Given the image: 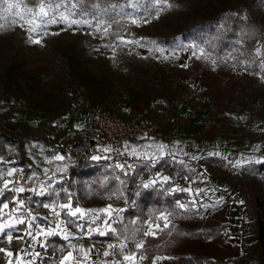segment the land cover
<instances>
[{"label": "rangeland", "instance_id": "obj_1", "mask_svg": "<svg viewBox=\"0 0 264 264\" xmlns=\"http://www.w3.org/2000/svg\"><path fill=\"white\" fill-rule=\"evenodd\" d=\"M11 2L20 3V8L14 11L22 14L27 13V8L39 10L40 0ZM50 3L51 10L46 0L45 10L56 22L30 32L26 30L27 23L5 13L6 5L0 2V129L23 142L21 146H9L0 140L3 193L0 214L10 218L19 210L17 205L23 209L18 213L20 228L8 230L9 241L16 239L14 236L19 234L16 230L24 229L27 221H37L54 232L47 236L58 235L69 247L81 242L97 246L101 243L94 238L104 236L118 221L123 227L122 241L101 244L93 264H184L170 256L171 251L200 255L197 264H264L256 238L259 211L255 206V198L264 201V171L255 172L251 168L264 163V122L254 117L264 116V35L254 41L239 37L230 48L220 52L208 47L209 38L202 43L183 39L187 30L219 16L223 18L215 21V25L223 35L237 17L251 16L260 25L264 0H254L253 4L249 0H50ZM254 59L259 65L258 72L254 71ZM81 87L114 115L130 117L140 113L162 122L172 110L188 106L194 115L200 116L197 125L203 134L210 136L209 143L215 144L219 133L229 138L225 140L226 147L237 142V137L249 134L259 135L263 141L255 143L253 163L237 166L203 161L199 165L198 161L203 160L200 156L196 158L195 171H182L184 175L177 174L176 182L165 180L163 173L155 177V167L141 164L134 173H129L126 167L118 172L108 169L111 164L106 160L97 163L102 172L98 177L81 182L71 178L72 170L57 166L62 181L56 183L47 176L50 162L68 148L74 149L78 142L94 136L91 118L76 109ZM157 166L160 172L170 169L166 163ZM196 171L202 180L206 176L209 182H198ZM18 172L26 179L44 178L37 181L35 191L42 194L33 195L41 200L36 206L29 203V208L25 202L32 200L33 191L21 194L14 191ZM109 174L117 177L116 190L106 189ZM155 185L169 194H183L184 199L177 201L178 215L164 212L144 222L124 219L123 213L133 206L139 189ZM228 186L237 195L238 212L248 225L247 235L230 237L220 232L213 240L209 229L221 223L229 209L225 192ZM3 197L8 199L3 201ZM17 198L20 203H12ZM4 204L8 207L4 208ZM44 204L54 206L60 215H54L52 207L45 208ZM59 205H71L73 210L81 208L86 215L70 217ZM102 209L108 211H99ZM44 210L48 211L46 215ZM162 216L172 226L169 232ZM20 220L24 223H19ZM68 220L73 222L67 223ZM89 227L93 229L90 233ZM149 230L156 235L145 236L144 232ZM100 231L105 234L100 235ZM141 241L143 247L137 248ZM155 251L165 254L162 261L147 257ZM105 252L109 255L105 256ZM125 256H134L135 260H124ZM38 258L43 260L42 254ZM58 260L54 257L46 264H58Z\"/></svg>", "mask_w": 264, "mask_h": 264}, {"label": "crops", "instance_id": "obj_2", "mask_svg": "<svg viewBox=\"0 0 264 264\" xmlns=\"http://www.w3.org/2000/svg\"><path fill=\"white\" fill-rule=\"evenodd\" d=\"M186 108L189 109L188 106H185L179 108L178 110H172L164 121H157L161 126L163 135L165 137H171L175 139V145L173 147H167L165 144H158L154 146L153 144L145 143L143 141H136L130 144L131 151H139L143 156V161L139 165L144 164L155 167V177H158L163 173L162 175L164 177H167L171 182H176L178 180L177 174L184 175L182 174V171H185L186 173H189V170L191 169L192 171H195L194 169H196V158L198 159L200 158V156L203 157V160L198 161L199 165L200 163H203V161L207 164L219 165L222 163H230L231 165L237 166H243L247 163H253L252 158L253 152H255V143L257 142L256 144H258L260 139H262L259 135H257L258 137H253L254 135L256 136V134H249L245 137H237V142L234 141L232 142V145L226 147L225 140L229 138L226 135L219 133L220 135L216 137L217 141L214 142L215 144L209 143L208 138L210 136L208 134H203V132L199 130V125H197L201 120L200 116L194 115L191 108V112L188 113L186 111ZM171 117H174L175 119V122L173 124H169L168 122L169 118ZM240 117L245 116L240 115ZM254 117L264 122L263 115H254ZM219 129L223 131V128L220 126ZM230 138L236 139L235 137ZM261 141H263V139ZM202 153L207 154L201 155ZM155 159L157 162H154ZM159 163H166V166L170 167L169 171L160 172L159 166H157V164ZM178 169H180L181 172H179ZM196 175H198V182H209L206 176H203L204 179L202 180L199 177L200 174H197V171L195 172L194 176ZM184 178L186 179V177ZM156 187L159 188V186ZM225 192L228 194L227 202L229 203V209L227 214L222 218L221 223H218L221 225L220 232H224L230 237H245L247 235L246 229L248 225L245 223L242 215H240L238 212V201L237 195H235V190H231V186H228V190H226ZM21 193H24V191L20 192V194ZM33 193L34 194H32V200L25 201L28 204L29 208H31L30 204L36 206L38 202H41L40 199L33 198V195L40 196L41 194L36 191ZM3 198H5L2 199L3 201L8 199H6V197ZM13 202L20 203V198H17L16 200L12 199V203ZM17 206L19 210H16V212L13 213L10 218H6L4 216H1L0 214V237L5 235L9 243L14 241L22 242V246L20 247H11L8 249H4L6 255V264H46L47 262L45 260V251L47 249V241L55 235L52 237L47 236L49 230L45 229V226L41 225L40 222L36 221L31 223L30 221H27L25 224H23L22 228L24 229L16 230V232L19 233L14 236L16 239L9 241L7 237L9 229L18 227V213L23 212V209H20L21 206ZM47 212V210H44L43 215H46ZM24 225H26V227H24ZM109 231H114V224L113 229ZM45 235L46 238L44 239ZM89 242L93 241L91 240ZM120 242L99 243L119 244ZM100 245L95 246L93 243L83 242L72 245L70 247L67 245L68 247L65 253L61 257H59L58 264H93L95 263L94 259H96V257L98 256V247L101 248ZM81 249H84V251H81ZM129 251V253H131L132 249L130 248ZM70 252L72 253V258L68 261H65V257H67ZM9 253H12V255H9ZM40 254H42L43 260H39L38 257L40 256ZM150 254L151 253L147 255L148 258H154V261H162V255L157 253H152L151 255Z\"/></svg>", "mask_w": 264, "mask_h": 264}, {"label": "trees", "instance_id": "obj_3", "mask_svg": "<svg viewBox=\"0 0 264 264\" xmlns=\"http://www.w3.org/2000/svg\"><path fill=\"white\" fill-rule=\"evenodd\" d=\"M254 0H249V4H253ZM222 16L214 17L209 21L195 27L191 30H187L183 34V39H191L197 42H204L207 40L208 47L216 49L218 52L228 49L233 44L234 39L239 37L247 39L249 41H254L263 38L264 35V13H260V25L251 16L237 17L233 19V24L229 28L225 35L223 32L216 29L215 21H218ZM254 71H259V65L256 59L253 61ZM0 140L9 146H21L23 144L22 140L9 136L0 129ZM94 143L93 139H87L78 142L75 148L79 150H84ZM211 161V160H210ZM99 160L93 159L92 161L84 160L82 164L71 171V178H77L79 181L85 179L96 178L101 172V168L97 164ZM251 168L255 172L264 171V163L252 165ZM113 173V172H112ZM107 190L113 191L117 189L118 180L114 174H109ZM107 177V176H106ZM96 188L101 191V189L96 185ZM8 197H6L7 199ZM5 199V198H3ZM184 199L183 194L174 192L169 194L164 190L152 186L149 188H140L133 206L129 207L124 213L123 217L126 220L138 219L142 222L148 220L152 217H156L161 213H168L171 216H177L179 210L177 208V201ZM255 206L259 211V215L256 219V236L258 240L259 247L262 254L264 255V201L259 198H255ZM166 232L172 229V226L168 225ZM221 225L209 229V234L211 239L216 240L219 236ZM123 227L121 222H116L114 224V231L107 232L104 236H96L94 239L101 243H118L123 237ZM22 246L21 241H14L9 243L3 235L0 237V264H6V255L4 249L11 247ZM66 240L59 236H54L47 241V249L45 251L46 262L54 257H61L67 249ZM160 255H165L161 251L151 252ZM150 254V255H151ZM170 256H174L178 261L184 264H197L201 260L200 255H186L178 254L177 252L171 251Z\"/></svg>", "mask_w": 264, "mask_h": 264}, {"label": "built area", "instance_id": "obj_4", "mask_svg": "<svg viewBox=\"0 0 264 264\" xmlns=\"http://www.w3.org/2000/svg\"><path fill=\"white\" fill-rule=\"evenodd\" d=\"M76 109L86 113L91 118L94 125V143L84 150L68 148L60 156L63 159H55L50 162L47 176H50L56 183L62 181L61 174L56 171L57 166L73 170L78 168L84 160L97 159L99 162L109 160L111 166L107 165L108 169H116L120 172L126 167L129 173H133L143 161V156L139 151L130 150L131 143L143 141L154 146L165 144L167 147H173L175 145V139L165 137L160 124L153 118L143 116L140 113H135L130 117L114 115L98 101L91 98L83 87L79 89ZM186 111L189 113L191 109L186 108ZM168 122L173 124L175 122L174 117L169 118ZM43 179L39 177L26 179L21 172H18L15 178V186L24 188L25 191L35 192L37 181Z\"/></svg>", "mask_w": 264, "mask_h": 264}, {"label": "snow or ice", "instance_id": "obj_5", "mask_svg": "<svg viewBox=\"0 0 264 264\" xmlns=\"http://www.w3.org/2000/svg\"><path fill=\"white\" fill-rule=\"evenodd\" d=\"M0 2H2L3 4L6 5V7L3 9V11L5 13L11 14L18 21H25L27 23V25H28V27L26 29L27 31H30V32H38L41 29V27L45 26L46 24L56 22L54 19H52V18L49 17L48 11L45 10L46 0H40V3L38 5V7H39V10L38 11H35L34 12L32 8H27V13L26 14H22L19 11H14V9H19L20 8V6H21L20 3H15L14 4V3L11 2V0H0ZM47 6H48L49 10H51L50 0H47ZM57 7H59V6H57ZM26 15H27V19H26ZM16 20H14L13 22H16ZM21 26H23V25H21ZM32 42L33 43H36V44H39L40 43V40H32ZM57 159H63V157H57ZM11 174L12 173H9V175H11ZM165 180H167V177H165ZM145 187H147V185H145ZM14 191L23 192V191H25V189L24 188H16V189H14ZM0 195H3V193L0 192ZM42 206L45 207V208L52 207V210H53L54 215H57V216L60 215V213H58V212L55 211V207L54 206H50L49 204H44ZM3 207L4 208H7L8 205L7 204H4ZM59 207L61 208V210H66V215H68L70 217L80 218V217H84L86 215V210H83L81 208H75V210H73L72 207H71V205H59ZM180 207H184V206L183 205H180ZM91 211H96V210H91ZM99 211L105 212V211H108V209H102V210H99ZM96 218L98 219L99 217H96ZM161 219H163L165 221L164 227L165 228L168 227L167 217L162 216ZM33 220H35V217H33ZM72 222H73L72 220H68L67 221V223H72ZM19 223H24V221L23 220H20ZM92 223L94 224L95 223V220H93ZM6 226H8V225H6ZM78 226L81 227V228H84L85 227V225H78ZM155 227L158 230H161V231L163 230L160 227V225H156ZM88 231L90 233L91 231H93V229L91 227H89L88 228ZM29 234H31V233H29ZM48 234L49 235H52V234H54V232L53 231H49ZM99 234L100 235H104L105 233L103 231H100ZM144 235L145 236H148V235L155 236L156 233L149 230V231H145L144 232ZM65 238L67 239V236ZM9 239H11V237H9ZM136 246H137V248H142L143 247V241H141ZM109 247L110 248H114L115 246L114 245H109ZM81 251H84V249H81ZM9 255H12V253H9ZM104 255L107 256V255H109V253L108 252H105ZM71 258H72V253L70 252L68 254V256L65 257V261H68ZM140 258L141 259H144L143 256H141ZM124 260L134 261L135 260V257L134 256H125L124 257Z\"/></svg>", "mask_w": 264, "mask_h": 264}]
</instances>
